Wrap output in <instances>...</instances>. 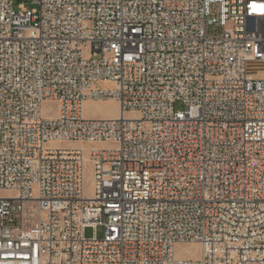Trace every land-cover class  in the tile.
Listing matches in <instances>:
<instances>
[{
  "label": "built area",
  "instance_id": "built-area-1",
  "mask_svg": "<svg viewBox=\"0 0 264 264\" xmlns=\"http://www.w3.org/2000/svg\"><path fill=\"white\" fill-rule=\"evenodd\" d=\"M0 140V264H264V0H0Z\"/></svg>",
  "mask_w": 264,
  "mask_h": 264
},
{
  "label": "rangeland",
  "instance_id": "rangeland-1",
  "mask_svg": "<svg viewBox=\"0 0 264 264\" xmlns=\"http://www.w3.org/2000/svg\"><path fill=\"white\" fill-rule=\"evenodd\" d=\"M30 6V5H28ZM257 66H253L251 70H255ZM177 109H182L183 106L181 104L176 105ZM84 111L87 117H95V118H106V119H113L117 116L118 113V105L114 103L113 101H107V102H87L84 106ZM131 114V113H130ZM1 144V140H0ZM69 146H72L71 144H68ZM106 146V145H105ZM91 178H88V184L90 186L91 184ZM94 235V229L92 227L87 228L85 230V236L87 238H91ZM97 235L99 238H102L103 236V229L101 227L98 228ZM195 247L185 245V246H179L178 252L180 255L184 253V251H188L190 254H195Z\"/></svg>",
  "mask_w": 264,
  "mask_h": 264
},
{
  "label": "bare ground",
  "instance_id": "bare-ground-1",
  "mask_svg": "<svg viewBox=\"0 0 264 264\" xmlns=\"http://www.w3.org/2000/svg\"><path fill=\"white\" fill-rule=\"evenodd\" d=\"M110 101H112V100H110ZM114 102V101H113ZM87 103V102H86ZM85 103V104H86ZM114 103H116V102H114ZM85 104H84V106H85ZM117 104V103H116ZM118 105V104H117ZM85 112V111H84ZM129 117H136V115L135 114H133V113H131V114H127ZM120 116V111H119V106H118V113H117V116L115 117V118H113V119H116V118H118ZM72 146H75L76 144H71ZM105 145L106 144H96V146H99V147H105ZM81 147H83V149H89V148H91V145H88V144H84V145H80ZM181 246H183V245H181ZM189 246H193V247H195L196 249H195V251H196V253L195 254H191L193 257H197L198 256V254H199V252H198V247L196 246V245H189ZM180 255V254H179Z\"/></svg>",
  "mask_w": 264,
  "mask_h": 264
}]
</instances>
